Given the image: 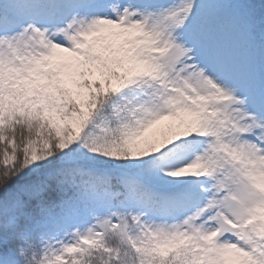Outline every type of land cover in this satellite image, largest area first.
<instances>
[{
  "label": "snow or ice",
  "instance_id": "obj_1",
  "mask_svg": "<svg viewBox=\"0 0 264 264\" xmlns=\"http://www.w3.org/2000/svg\"><path fill=\"white\" fill-rule=\"evenodd\" d=\"M0 264H264V0H0Z\"/></svg>",
  "mask_w": 264,
  "mask_h": 264
}]
</instances>
